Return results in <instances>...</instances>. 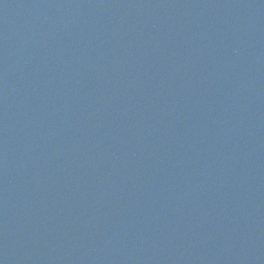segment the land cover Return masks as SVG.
<instances>
[{
	"label": "water",
	"instance_id": "obj_1",
	"mask_svg": "<svg viewBox=\"0 0 264 264\" xmlns=\"http://www.w3.org/2000/svg\"><path fill=\"white\" fill-rule=\"evenodd\" d=\"M0 264H264V0H0Z\"/></svg>",
	"mask_w": 264,
	"mask_h": 264
}]
</instances>
